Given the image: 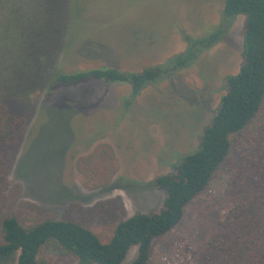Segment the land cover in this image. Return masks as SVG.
Wrapping results in <instances>:
<instances>
[{"label": "trees", "instance_id": "1", "mask_svg": "<svg viewBox=\"0 0 264 264\" xmlns=\"http://www.w3.org/2000/svg\"><path fill=\"white\" fill-rule=\"evenodd\" d=\"M73 13L74 0H0V43L11 44L15 38L18 59L0 62V264H55V259L70 264H158V242L184 223L186 210L216 181L224 184L217 201L221 208L214 211L215 223L205 229L203 239L192 242L195 249L186 264H264V0L225 2V20L242 21L243 62L239 73L224 83L211 118L202 125L197 150L147 184L164 193L161 208L119 220L103 235L25 197V182L17 175L19 156L45 94L53 85L105 81L128 86L132 100L223 35L215 30L193 38L191 52L175 58L169 69L123 71L105 64L65 72L60 56ZM76 164L85 187H115L120 164L108 143H98ZM132 250L136 253L129 261Z\"/></svg>", "mask_w": 264, "mask_h": 264}, {"label": "rangeland", "instance_id": "2", "mask_svg": "<svg viewBox=\"0 0 264 264\" xmlns=\"http://www.w3.org/2000/svg\"><path fill=\"white\" fill-rule=\"evenodd\" d=\"M225 2L74 0L75 14L60 56L65 72L105 64L123 71L169 69L175 58L191 52L193 38L215 30L223 36L132 100L128 86L105 81L53 85L43 100L40 97L42 106L19 156L17 175L25 182V197L41 202L59 218L81 220L99 235L119 220L158 211L164 193L147 184L172 172L174 164L197 150L202 125L211 118L224 83L239 73L243 62L242 21L225 20ZM14 40L0 43V62L18 60ZM101 142L113 149L120 170L115 187L91 190L82 182L76 162ZM223 189V182H214L186 210L184 223L158 242L154 254L158 264H186L205 229L215 223ZM135 253L131 251L129 261ZM54 263L70 264L56 259Z\"/></svg>", "mask_w": 264, "mask_h": 264}]
</instances>
